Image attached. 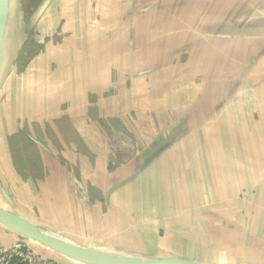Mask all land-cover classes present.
I'll use <instances>...</instances> for the list:
<instances>
[{
  "label": "crops",
  "instance_id": "crops-1",
  "mask_svg": "<svg viewBox=\"0 0 264 264\" xmlns=\"http://www.w3.org/2000/svg\"><path fill=\"white\" fill-rule=\"evenodd\" d=\"M38 7L19 121L46 172L22 215L90 256L264 264V0ZM23 240L88 264L0 223V246Z\"/></svg>",
  "mask_w": 264,
  "mask_h": 264
},
{
  "label": "rangeland",
  "instance_id": "rangeland-1",
  "mask_svg": "<svg viewBox=\"0 0 264 264\" xmlns=\"http://www.w3.org/2000/svg\"><path fill=\"white\" fill-rule=\"evenodd\" d=\"M7 1L3 7L0 5V208L24 217L20 208L23 181L27 182L28 176L46 172L45 168L39 167L36 147L32 148L29 138L22 135V129H27L28 122L19 121L21 114L29 109L24 101L30 88L26 87L24 80L28 79V65L34 64L38 54L40 31L37 14L41 0ZM130 126L132 129L137 127ZM7 168L10 169L8 172ZM33 205L30 202V206ZM72 231H66L64 235H60L62 231L53 234L78 244L81 233Z\"/></svg>",
  "mask_w": 264,
  "mask_h": 264
},
{
  "label": "water",
  "instance_id": "water-1",
  "mask_svg": "<svg viewBox=\"0 0 264 264\" xmlns=\"http://www.w3.org/2000/svg\"><path fill=\"white\" fill-rule=\"evenodd\" d=\"M7 3H8L7 0H0V5H2V7L6 5ZM0 223L23 234L27 238L40 241L41 243L48 245L50 248L57 250L60 253L65 254L69 257L82 261L84 263L121 264L113 259H104L102 257L90 256L85 251L89 249V250H95L98 252V251L105 250V249H96L93 247L76 244V243L70 242L69 240H64L58 235L41 231L37 229V227L25 217L9 212L3 208H0ZM119 254H125V255H129L132 257H138V258L145 259V260L156 259V260L164 261V264H203L198 261L188 260L184 258L167 259V258H160V257L138 256V255L129 254V253H119Z\"/></svg>",
  "mask_w": 264,
  "mask_h": 264
},
{
  "label": "built area",
  "instance_id": "built-area-1",
  "mask_svg": "<svg viewBox=\"0 0 264 264\" xmlns=\"http://www.w3.org/2000/svg\"><path fill=\"white\" fill-rule=\"evenodd\" d=\"M0 264H65L38 250L31 240L0 246Z\"/></svg>",
  "mask_w": 264,
  "mask_h": 264
},
{
  "label": "bare ground",
  "instance_id": "bare-ground-1",
  "mask_svg": "<svg viewBox=\"0 0 264 264\" xmlns=\"http://www.w3.org/2000/svg\"><path fill=\"white\" fill-rule=\"evenodd\" d=\"M90 255V254H88ZM94 256H97V257H104V259H113L121 264H164V261H160V260H151V259H148V260H145V259H141V258H138V257H129L125 254H119V253H116V254H111V253H93Z\"/></svg>",
  "mask_w": 264,
  "mask_h": 264
}]
</instances>
